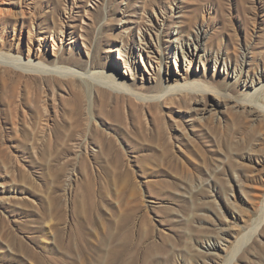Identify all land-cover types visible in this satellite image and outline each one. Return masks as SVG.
Returning a JSON list of instances; mask_svg holds the SVG:
<instances>
[{
	"label": "rangeland",
	"instance_id": "374dc122",
	"mask_svg": "<svg viewBox=\"0 0 264 264\" xmlns=\"http://www.w3.org/2000/svg\"><path fill=\"white\" fill-rule=\"evenodd\" d=\"M0 12V55L78 72L25 88L23 69L0 64V264H264V0ZM110 74L145 99H119L118 115ZM188 84L229 98L166 93Z\"/></svg>",
	"mask_w": 264,
	"mask_h": 264
},
{
	"label": "bare ground",
	"instance_id": "6f19581e",
	"mask_svg": "<svg viewBox=\"0 0 264 264\" xmlns=\"http://www.w3.org/2000/svg\"><path fill=\"white\" fill-rule=\"evenodd\" d=\"M0 22H2V21H9V19H7L6 17H4V16H2V12H0ZM26 20L25 19H23V23L25 22ZM42 27H43V25H42ZM47 32V31H46ZM22 52V51H21ZM0 64H10L12 67H13V69H17V68H21V69H23L22 71L25 73V75L28 77V80H25L26 82H24L25 84H24V86H25V88L27 87V88H29V87H31L32 85H33V82H35V79L37 78V76L34 74V73H40V74H43V73H45V72H48V71H50V73L51 72H53V73H51V75L52 76H56L57 74L58 75H69V74H72V75H77L78 74V72L77 71H74V70H67V71H65V70H61L62 68H51L50 69V67L48 68V67H46V66H44L43 65V63L41 62V63H39V62H37V63H33V61H30V59H28V61H26V62H22L21 60H20V58H14V59H9V58H5V57H3L2 55H0ZM99 65H101V64H99ZM25 67V68H24ZM19 71H21V70H19ZM105 74V73H104ZM97 75V74H96ZM110 76L111 77H113V74H110ZM92 77V76H91ZM54 78V77H53ZM101 78H104V77H101ZM100 78V79H101ZM108 78V77H107ZM99 79V78H98ZM99 79V80H100ZM94 80H96L95 78H94ZM116 80V78H111V80L110 81H105V80H102L103 82H101V83H103V85H106L107 86V88H109L110 90H111V93H115V98H116V100L117 101H115L117 104V106H116V108H117V110H118V115L121 113V112H119V110L121 109L122 110V108H120L121 106H122V104L119 102L121 99H123V98H125L127 95L129 96V97H126L127 98V100L129 101V102H132V99L133 98H135L137 101L138 100H144L145 99V96H140L139 94H137V93H135V92H133L132 90H131V88H129L127 85H125V84H123V82H120V81H115ZM190 84H188V86H178L177 88H175V86L174 87H172V88H169L167 91H166V93L167 92H169V91H171V92H176V91H182L183 89H187V91H197V92H200V94L201 93H204V92H207V91H212L213 93H214V95L216 96V97H226V98H229V94H227V93H225V92H222L221 93V91H219L218 89H216V88H211L210 86H206V85H203V84H201V85H198L197 86V84L195 85V86H189ZM33 87H34V85H33ZM32 87V88H33ZM35 88H38V86H36L35 85ZM28 90V89H27ZM130 94H132L133 95V97H131V95ZM187 94V93H186ZM195 94V93H194ZM30 95V94H29ZM190 95V94H189ZM204 95V94H203ZM223 95V96H222ZM35 96H36V93H35ZM73 96H74V102H75V105H76V107H77V112L79 113V112H81L82 113V111H83V109H84V102L86 101V99L88 98V90H87V88L85 87V88H83V87H78V88H75V89H73ZM108 96V92H107V89H104V88H99V90H98V96H97V99H98V101H99V103L101 104V103H103L104 101H105V99H106V97ZM150 97H152V98H157V96H150ZM34 97H28V99H27V101L28 102H34L35 100L33 99ZM158 98H159V96H158ZM120 99V100H119ZM134 99V100H135ZM249 102H252L251 100L249 101ZM140 104V103H139ZM158 101H153V102H148V110H151L152 108H156L157 106H158ZM131 105V104H130ZM130 105H128L127 106V112H129L130 111V108H131V106ZM133 105V104H132ZM138 106V105H137ZM134 107V106H133ZM262 107V106H261ZM136 108V107H135ZM137 110V109H136ZM132 111V110H131ZM133 112V111H132ZM134 113H135V111H134ZM136 114V113H135ZM139 114V113H138ZM116 115H117V113H116ZM115 115V116H116ZM138 116V115H137ZM40 117V119H42V120H45V118H43V113L41 112V110H40V106L38 105V106H35V105H33V113H32V120L33 119H37V118H39ZM233 117V116H232ZM122 120V119H121ZM160 129V128H159ZM158 131V130H157ZM25 133H28V132H25ZM29 134V133H28ZM126 134V133H125ZM158 136H160V134H162L161 133V131H158ZM30 135V134H29ZM231 135V134H230ZM26 138V137H25ZM28 138V137H27ZM106 138V137H105ZM114 139V138H113ZM107 140V139H106ZM105 141V140H104ZM111 142H113V141H111ZM110 142V143H111ZM104 144V143H103ZM107 144V143H106ZM229 147V146H228ZM7 149V148H6ZM6 153V152H5ZM231 153V152H230ZM237 153V152H236Z\"/></svg>",
	"mask_w": 264,
	"mask_h": 264
}]
</instances>
